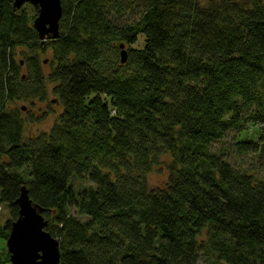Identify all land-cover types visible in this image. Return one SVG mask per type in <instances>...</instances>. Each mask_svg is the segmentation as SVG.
I'll return each instance as SVG.
<instances>
[{
    "label": "trees",
    "instance_id": "1",
    "mask_svg": "<svg viewBox=\"0 0 264 264\" xmlns=\"http://www.w3.org/2000/svg\"><path fill=\"white\" fill-rule=\"evenodd\" d=\"M14 3L0 0V238L26 187L59 264H264V0H62L48 60L37 9ZM49 92L62 111L31 134L19 104Z\"/></svg>",
    "mask_w": 264,
    "mask_h": 264
},
{
    "label": "water",
    "instance_id": "2",
    "mask_svg": "<svg viewBox=\"0 0 264 264\" xmlns=\"http://www.w3.org/2000/svg\"><path fill=\"white\" fill-rule=\"evenodd\" d=\"M30 4L38 11L34 28L45 48L48 40L60 37V21L63 17L62 0H15L14 9L19 10ZM128 60L127 51L122 46V63ZM19 217L11 224L6 241L11 264H59L61 250L59 241L46 227L44 210L34 204L26 187L16 202Z\"/></svg>",
    "mask_w": 264,
    "mask_h": 264
},
{
    "label": "rangeland",
    "instance_id": "3",
    "mask_svg": "<svg viewBox=\"0 0 264 264\" xmlns=\"http://www.w3.org/2000/svg\"><path fill=\"white\" fill-rule=\"evenodd\" d=\"M127 50V48H125ZM52 58V51L46 47L44 51V55L42 59H51ZM49 67L46 64L45 72H48ZM48 101L45 103H38L36 107L28 103L20 102L19 106H23L24 111H29L34 113V115H38L37 118L39 119L36 124L32 127L28 128L31 134H39L42 132L49 131L53 125L55 124L58 115L61 113L62 108L57 103L55 97L51 92H49ZM44 113H47L45 119H43ZM168 179V171L167 169H163L160 171H155L150 175V184L152 187L162 186L166 183ZM73 215H77V212L73 210ZM9 218V211L6 207L0 206V224L3 225L6 220ZM85 218V217H81ZM7 244L6 241L0 238V259H3L4 254H6ZM6 248V249H5ZM0 264H8V263H0Z\"/></svg>",
    "mask_w": 264,
    "mask_h": 264
}]
</instances>
